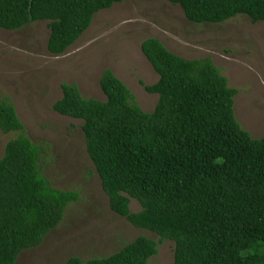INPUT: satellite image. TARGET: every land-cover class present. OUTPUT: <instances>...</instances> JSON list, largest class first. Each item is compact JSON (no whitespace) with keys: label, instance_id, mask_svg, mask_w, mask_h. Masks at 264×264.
I'll return each mask as SVG.
<instances>
[{"label":"trees","instance_id":"16d2710c","mask_svg":"<svg viewBox=\"0 0 264 264\" xmlns=\"http://www.w3.org/2000/svg\"><path fill=\"white\" fill-rule=\"evenodd\" d=\"M124 1L0 0V29L48 22L47 48L62 55L96 14ZM167 1L198 25L238 16L264 23V0ZM141 50L159 76L144 85L158 96L152 112L111 70L99 81L106 100L63 83L52 109L83 122L90 175L100 178L110 210L157 238L139 236L112 255L64 264H150L165 241L174 244L173 264H264V135L253 138L238 122V92L211 58L186 60L156 38ZM0 131L17 134L0 158V264H16L63 223L80 194L53 185L50 145L27 135L10 99L0 101ZM132 201L140 211H131Z\"/></svg>","mask_w":264,"mask_h":264},{"label":"rangeland","instance_id":"374dc122","mask_svg":"<svg viewBox=\"0 0 264 264\" xmlns=\"http://www.w3.org/2000/svg\"><path fill=\"white\" fill-rule=\"evenodd\" d=\"M48 22L21 30L0 29V101L14 104L27 135L49 143L46 171L54 186L77 191L65 220L43 243L20 254L16 264H64L73 256L84 260L106 257L139 236L156 235L134 228L110 210L109 198L86 152L82 121L56 113L52 106L62 97L63 83H76L84 98L106 100L100 78L111 70L135 95L138 105L152 112L158 96L145 91L158 74L141 45L156 38L186 60L211 58L237 90L234 112L253 138L264 135V23L238 16L221 24L188 21L179 6L167 0H125L94 16L91 26L64 54L47 48ZM17 134L0 131V158ZM132 212L141 210L136 201ZM174 244L165 241L150 264H173Z\"/></svg>","mask_w":264,"mask_h":264}]
</instances>
